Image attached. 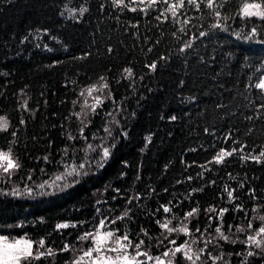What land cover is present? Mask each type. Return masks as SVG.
I'll return each instance as SVG.
<instances>
[{
    "label": "trees",
    "instance_id": "trees-1",
    "mask_svg": "<svg viewBox=\"0 0 264 264\" xmlns=\"http://www.w3.org/2000/svg\"><path fill=\"white\" fill-rule=\"evenodd\" d=\"M247 2L264 4L226 0L220 19L204 5L188 7L191 21L182 33L183 24L155 19L159 11L131 12L112 0H0V117L9 121L0 151L17 159V178L40 182L58 173L85 149L82 133L93 141L117 119L110 156L67 190L36 199L0 192V236L43 239L55 255L32 264H71L80 237L101 219L157 254L170 242L160 223L182 221L193 209V234L219 220L228 234L249 222L257 226L264 216V157H250L264 151V91L255 87L264 75V20L241 16ZM69 8L81 16L69 17ZM217 22L225 30L214 28ZM253 28L256 36H238ZM101 77L112 100L81 125L80 91ZM241 148L214 160L221 149ZM65 244L70 250L63 252ZM215 250L235 264H264V255L246 258L240 241L228 239Z\"/></svg>",
    "mask_w": 264,
    "mask_h": 264
},
{
    "label": "snow or ice",
    "instance_id": "snow-or-ice-1",
    "mask_svg": "<svg viewBox=\"0 0 264 264\" xmlns=\"http://www.w3.org/2000/svg\"><path fill=\"white\" fill-rule=\"evenodd\" d=\"M226 3V0H129L128 3L125 2V0H112V4L117 7L127 8L131 12H137L143 13L145 15H148L150 11H159V14L155 17L158 21L161 23L167 22L169 19H171L172 23L174 24H183L185 27H180L178 29L179 32H185L186 26L190 23L191 17L186 16V12L188 7L194 8L196 11H201V5H204L207 9L213 10V15L220 18L221 13L218 10L219 8H222L224 4ZM135 5V6H133ZM159 6V8L157 7ZM162 9V10H160ZM83 11H86L84 9ZM243 17L250 18L253 16L258 17L260 20H264V10H261V4L259 3H245L243 8L241 9ZM184 17L181 19V17ZM163 17V19H161ZM222 19H227V17H223ZM133 27H137V25H132ZM214 28H219L222 31L225 30L224 26L217 22L213 25ZM207 33L201 32L200 35L204 36ZM257 32L256 29H252V36H256ZM159 41H157L158 43ZM190 44H186L185 47H190ZM149 51L152 49L149 48ZM111 51V49H109ZM181 51H184V48L181 49ZM163 58V57H162ZM150 69L155 70L156 64L153 63L151 65H148ZM128 77L132 76V69L127 68L124 70ZM103 79V77H101ZM255 87L257 89H260L261 91H264V79H261ZM102 88H107V84H104ZM102 89H97L95 86L90 87L86 89L89 95H91L95 91H100ZM81 95H84L82 92ZM95 104L93 105H87V101H85V104L92 109L94 112L96 110V107L102 104V100L100 97H94ZM26 106V105H25ZM260 108H264V104L260 105ZM257 112H259V109H257ZM79 115V114H78ZM111 115V113H109ZM172 119H175V117H172ZM246 119L251 120L253 117L249 116L246 117ZM23 123V121H21ZM9 128V122L6 118L0 117V131H7ZM108 131V129H106ZM207 131V130H206ZM15 135V133H13ZM230 138V137H229ZM90 148H92L91 145H89ZM243 151V148L241 149H233L232 151H225L221 149L217 155L214 157V160L216 163H221L223 159L226 156H232L235 151ZM103 156L106 158L109 156V150L107 147L103 149ZM264 157V151H261L259 156L250 157L257 162H260V158ZM249 157H242V159H247ZM6 161V164L4 163ZM19 167V164L12 159L10 152H3L0 151V169L4 173H9L10 170L16 169ZM84 168V164H80L78 168H74L72 172L67 173V175L80 174V169ZM86 174V173H85ZM29 179H31L29 177ZM64 177L57 176L56 181L63 180ZM191 179V178H189ZM55 184V181L53 182ZM40 187H44V185H40ZM229 199L232 198V192L228 193ZM163 211L165 213H168L170 209L166 206H162ZM215 211V209H213ZM222 210L219 215H223ZM197 212V209H193L192 211L188 212L185 216V220L188 219V217L193 216V214ZM127 215V213H125ZM124 217H117V219H123ZM260 219L264 221V216H260ZM116 221L113 220L112 223H115ZM158 223H160L158 221ZM172 223L171 220H167L164 223H160V227L162 229H165L169 234L172 232H180L184 233L185 235H190V232L188 230L187 224H184L182 222V226L179 228H173L169 227V225ZM60 229H64L69 227L67 224H60L57 226ZM75 227V225H73ZM231 228V226H229ZM106 228V220L101 219L99 221V224L96 228L95 232H87L83 236L80 237L81 240H91V246L83 252V255H81L77 260H74L71 262V264H85V258H88L89 264H147L148 261H154L155 264H175V257L177 253H181L183 255V258L188 260L190 264H196V261L200 260L201 256L204 253V249H199L198 251H193L190 244L185 242V244L177 246L173 249H169L162 253V256H155L153 257L146 251H141V246L144 244V241L141 240L138 244L133 246L132 241L129 239L128 234L124 233L122 236L117 235V230H107ZM248 228H252L251 222H249ZM196 231H199V229H196ZM237 231H244V229L238 228ZM215 232L219 235V238L228 241L229 237L222 231V225L217 226L215 228ZM147 235V233H145ZM264 235V225H261L255 232L254 235H249L247 237V241H244L249 247L254 245L256 248H262L264 247V239H258V237ZM167 238V237H165ZM34 243L37 246V250L33 251V245ZM171 244H175L176 241L172 240L170 241ZM195 243V241H193ZM206 243H211L210 240H207ZM135 249L134 254L129 253V249L133 248ZM39 249H44V251H40ZM69 245L65 244L64 247L61 249V251L66 252L69 251ZM109 253H113L115 255H109ZM171 254L172 259L165 260L163 257H169ZM256 253L253 251H248L247 256L251 257L255 255ZM55 252L52 248H46L45 247V241L43 239L33 242L28 239H13L10 240L7 236H0V264H22V262H26V264H32V261L40 260L41 258H47L50 256H54ZM139 256L146 257V260L141 261L138 259ZM209 258L213 260V264H216L217 260L223 259V255L219 257H211L209 254ZM206 264V262H205ZM246 264V261H245Z\"/></svg>",
    "mask_w": 264,
    "mask_h": 264
},
{
    "label": "rangeland",
    "instance_id": "rangeland-1",
    "mask_svg": "<svg viewBox=\"0 0 264 264\" xmlns=\"http://www.w3.org/2000/svg\"><path fill=\"white\" fill-rule=\"evenodd\" d=\"M218 2H219V0H218ZM247 3H254V2H247ZM259 4H261V3H259ZM133 6H135V5H133ZM157 7H159V6H157ZM261 10H264V4H261ZM67 15L69 17H75V18H79L81 16V14L77 13L75 10H73L71 8L67 9ZM241 16L243 17L242 11H241ZM253 17H256V16H253ZM253 17H250V18H253ZM181 18H183V16ZM243 18H245V17H243ZM256 18H258V17H256ZM40 35H42V34H40ZM238 36H241V37L246 38V39H250L253 37L252 32H250L248 37L245 36V34L243 36L241 34H238ZM38 37H39V34L36 35V38H38ZM261 79H264V75ZM104 84H107V88H102V86ZM93 86H95L97 89H102V90L95 91L91 95H89L88 92L86 91V89L93 87ZM90 87L84 88L80 91V97H79V99L75 105V107H77V115L79 114L78 117H79V121L81 122V125H85L88 122H90L91 118H93V116L98 113V111L104 106V104H106L112 100L111 93H110L108 83L106 82V80L102 79ZM82 92L84 93V95H81ZM97 96L100 97V99L102 100V104L97 106L96 110L93 112L92 109L90 107H88L87 105L95 104L94 97H97ZM85 101H87V105L85 104ZM115 124H117V119L113 118L112 119V125L110 127L109 126L107 127L108 131L105 130V132L103 134H101L100 136H95L93 141H87L84 134L82 133L81 135L86 141L85 149L80 154L76 155L75 158H72V157L69 158L68 157L65 160V162L62 164V168L58 173L52 175L49 178H46L43 181H40V182L33 181V182H28V183L21 181L20 179L17 178V173H18L19 167L16 169L10 170L9 173H4L2 171V169H0V192L4 195H11V196L17 197V198L36 199V198H39L42 196H48V195H52V194H56V193H61L65 190H67L69 187H71L73 184H75V182L78 181L80 178H82L84 175H87L90 172H95V171L99 170L100 167L102 166V164L110 156L111 143L114 142V138H115L114 127H113V125H115ZM89 145H91L92 148H90ZM105 147H107L109 150V156L106 158L103 156V149ZM11 157L13 160H15L18 163V161L15 158V156L13 155V153H11ZM4 163L6 164V161ZM80 164H84V168L79 170L80 171L79 175H76L75 173L72 175H67V173L72 172V170L74 168H78V166ZM57 176H62V177H64V179L61 181H56ZM54 181H55V184H53ZM42 184L44 185V187H40V185H42ZM219 214H220V212H219ZM219 214H218V216L221 217V219H222V216ZM223 214H224V211H223ZM171 221H172V223L169 225V227H173V228L181 227L182 222L184 224H187L190 235H185L184 233H180V232H172L171 234L166 232L165 236L169 237V241H172V240L176 241L175 244H171L169 242L168 250L173 249L177 246L183 245V244H185V242H187L188 244L191 245L193 251H198L199 249H204L203 255L201 256L200 260L196 261V264H205V262H206V264H213V260L209 258V254L211 255V257H219V256L223 255V259L217 260L216 264H235L231 259V257H232L231 255H228L223 251H220L218 253V251L215 250V247L220 248L221 243L223 241H225V240L219 238V235L215 232V228L217 226L222 225V231L229 237V240H231L233 242L240 241L241 243H244V241H247V237L249 235H254L256 230L261 225H264V221L260 220L259 223L257 224V226L252 224L251 229L247 228L246 226H243V227H239V228L244 229V231H237V229H238L237 228L228 234V231L226 229H224L223 222H221L219 220L218 222H215V225H212V227H211L212 229L209 232L204 233V234H193L189 229V219H187V220L184 219V220L178 221V222H173V220H171ZM104 230L107 231V230H112V229H111L110 225L108 223H106V228ZM95 231L96 230H94L93 232H95ZM117 235H119V234L117 233ZM182 236H185L186 240L184 243L181 244L180 241H181ZM17 239H27V238H17ZM258 239H264V235L258 237ZM10 240H13V239H10ZM207 240H210L211 243H206ZM193 241H195V243H193ZM82 243H83L82 249L75 256V260H77L81 255H83V252L91 246V240L90 239L83 240ZM132 244H133V246H135L138 243H135L132 241ZM245 246L247 247V252L253 251L256 253L255 255H253L251 257H258L260 255H264V247L256 248L254 245L249 247L246 243H245ZM34 248L35 247L33 245V251H34ZM140 250L148 252L153 257L162 256V253L157 254L146 243H144L141 246ZM128 251L130 254L135 253L134 247L130 248ZM109 255H115V254L109 253ZM245 257L251 258V257H248L247 255ZM138 259L141 261H144V260H146V257L139 256ZM163 259H165L167 261L169 259H172V256L170 254L169 257H163ZM22 264H25V262H22ZM85 264H89L88 258H85ZM147 264H155V262L154 261H148ZM175 264H190V262L188 260L184 259L183 255L181 253H177L176 257H175Z\"/></svg>",
    "mask_w": 264,
    "mask_h": 264
}]
</instances>
